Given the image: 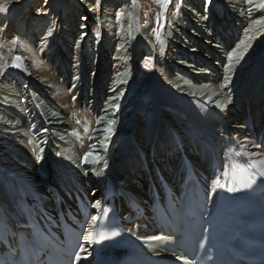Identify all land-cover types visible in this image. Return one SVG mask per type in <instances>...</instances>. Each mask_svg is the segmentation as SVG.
<instances>
[{
	"label": "bare ground",
	"instance_id": "1",
	"mask_svg": "<svg viewBox=\"0 0 264 264\" xmlns=\"http://www.w3.org/2000/svg\"><path fill=\"white\" fill-rule=\"evenodd\" d=\"M39 1L41 0H0V36L5 40L1 44L3 50L0 46V100L6 101L4 105L0 104V158L4 160V152L9 149L11 153L20 151V153L17 152V155L20 156V163L25 165L22 168L20 165V167L14 166L13 164L16 163L17 159L15 162L13 161V164L7 163V166L0 159L1 214L7 218H18L19 213L22 212V205L27 203L37 210L40 217L49 220L55 215L56 207L66 208L69 211L75 210L74 195L78 194L83 204L87 199L92 200L91 212L94 215L91 216L87 227L93 231L92 228L97 220V213L101 206L106 184L114 187L115 195L105 202V206H108L109 203L114 205L115 212L119 215L123 214L120 219L126 224L125 218L135 214L128 206L130 201L140 208L144 206L146 208L148 199L152 197L153 189L161 192L157 171L170 184L171 189L177 188L182 181L184 170L182 155L192 163V170L200 185L206 188L209 186L211 191L215 188L216 180L220 176V167L228 159L233 158L242 164L251 160H264V153L260 150V141L264 138V42L260 52L256 56H252V48L256 46L253 51L255 54L259 48L257 42L261 36L257 39V36L253 35L254 40L248 42L252 46L248 53L251 59L249 66H253L249 67V76L240 97L238 98L241 90L234 97H230L232 99L227 103L226 97L228 98L234 91V87H231L232 83L234 84L233 80L228 81L229 76H226L228 75L227 72H230L228 68L227 72L225 70L220 75V78L223 77L222 79L208 82V86L207 83L204 85L200 83H196L199 85L188 84L191 87L179 84L177 81L174 82L173 75L168 76L162 72L161 68L158 71L155 70V60L151 58V47L156 48L158 44L155 41V35L148 27L153 21L151 20V23L146 21L144 24L141 10L137 8L136 2L133 0L134 18H132L133 21L131 20V34L134 35L132 36L133 42L135 41L137 49L135 50L137 53L136 77L133 81L131 80L128 94L123 95V100L122 98L117 100L119 101L118 105L122 102L121 107L119 106L117 111L114 112V110L112 113L110 104L105 105L102 100L103 93L107 92L99 89L104 84L97 79V74L101 76L100 70L97 68L98 64L90 65V73H87V69L84 74L80 72L82 77L78 75V72L66 73L67 71L55 70L47 64V61L50 60L56 68L61 65L55 60L51 49L44 48L45 45L42 44L35 45L34 42L37 41L35 34L38 33L39 35L44 26V31L49 30L51 23L48 26L47 21L46 24L44 21L41 22L43 19H30L36 21L37 29L28 32L24 29L19 33L20 30L18 29H21L25 19H29L26 15L28 10L25 8L29 7L30 4V6L38 4ZM42 1L45 2V0ZM56 1L58 0L45 2L47 5L44 12L50 10L51 13L47 17L43 15L41 18H47L50 22L56 21L58 24L60 20L57 21L56 17L58 16L53 12L55 6L53 3ZM88 1L90 2V0ZM126 1L123 0L122 3L124 4ZM236 1L238 0H222L221 2L225 7L229 4L230 13L235 14L236 17H239L243 11L246 16L240 18L241 21L243 18L256 13L253 5H251L254 1L239 0L238 2H241L242 5ZM257 1L261 3V0ZM247 7L248 9L252 8L249 15L245 10ZM114 10L116 11V9ZM74 11L77 12L79 9ZM85 11L88 13L87 9ZM7 13L8 15H6ZM130 14H132V10L127 16ZM118 16L121 17L120 14L117 15V18ZM149 16L151 18V15ZM252 18V16L249 18L251 21L247 18L245 23L249 28L253 26ZM88 20L82 21L83 24L87 25L85 30H77L74 27L76 33L83 32L81 40L85 34L87 36L90 34V21ZM249 21L250 23H248ZM263 23L264 20L262 23L260 22V24ZM233 27L234 30L237 29L236 26ZM233 27L231 26L230 32ZM62 31L68 30H64L62 27ZM249 33L250 30H247L244 34L249 35ZM219 37L221 39L223 34ZM79 39L78 35L77 41L74 43H80ZM84 41L83 45L85 44ZM223 43L226 44V42ZM209 47L220 50L215 46L210 45ZM240 47L235 53L241 49ZM13 52L19 55L23 66L30 71L28 73L31 75L25 71L23 77L27 76L25 79L34 82L38 80L36 83L40 84L39 89L43 88L42 94H45L43 96L52 99V103L49 101L46 103L53 105L55 110L48 107L34 110L32 105L38 104L39 100L35 96L26 98L24 95L28 94L27 92L17 96L15 102L10 100L13 92L16 93L13 87L23 81V85L25 84L22 75H20L22 77L20 81L15 83L14 79L16 80L15 77L19 76L21 71L19 70L17 74L15 70L18 68L12 67L14 62L10 66L16 75L9 69L4 71L5 61L9 53ZM46 52L48 53L46 54ZM190 52L193 53L194 51ZM216 58L218 61L219 57ZM223 59L227 58L224 57ZM12 74L15 77L11 76ZM6 76H11L12 82H5ZM94 76L96 77L93 80ZM7 87L14 91L10 93L11 91L6 90ZM95 87L97 88L96 92ZM28 88L30 87L27 86ZM186 90L191 91L186 93ZM120 93L118 97L121 96ZM39 97L44 98L41 95ZM24 100H28L27 105L24 104ZM11 113L18 120L24 119L22 125L28 127H19L20 125L13 122L14 120L11 121V118H7V114L11 115ZM29 113L32 115L40 113V118H37L40 126L34 127L32 123L29 124L26 116ZM109 121H115L110 134L106 131L109 127ZM97 123L100 126L98 129ZM63 130H68L69 135H66ZM100 134L103 135L101 138L105 140V143L92 147L91 141H96ZM106 136L107 139H105ZM46 141L51 144V148L47 146L49 151L45 157L42 155L41 149L46 147ZM54 148H60L59 156L66 158L67 162L61 165L52 159L50 161L51 166L49 164L50 174L48 167V172L39 177L40 174H37V170L45 169L44 162L47 157L49 160V154ZM86 153L93 154L88 157L87 163L84 162ZM95 153L97 155H94ZM98 153L100 154L98 155ZM34 154L40 160L38 163L34 159ZM87 166L94 167L92 173L87 172L85 174L86 169L82 171ZM261 166L264 167V165ZM17 168H20L25 175L34 174L33 178H39V182L27 181L26 177H21L16 173ZM211 177L212 179H210ZM208 179L210 180L208 181ZM262 179L264 180V178ZM39 190L41 191L39 192ZM54 191L57 192V196ZM91 195L93 196L92 199L89 198ZM213 200L214 195L212 194L211 201ZM93 217L96 219L93 220ZM132 227L137 233L142 234L143 239L160 235L148 227L143 217L136 220ZM89 254L90 251L85 246L78 258V264H89Z\"/></svg>",
	"mask_w": 264,
	"mask_h": 264
},
{
	"label": "rangeland",
	"instance_id": "2",
	"mask_svg": "<svg viewBox=\"0 0 264 264\" xmlns=\"http://www.w3.org/2000/svg\"><path fill=\"white\" fill-rule=\"evenodd\" d=\"M122 1L123 0H100V2L98 4L97 0H90V2L88 0H58L55 3H53L55 5L53 12L55 15L58 16V17H56L57 21L60 20V23L57 24L56 21L50 22L49 20H47V18H41L43 15L45 17H47V16H49V13H51L50 10H48L47 12H44V9H45L47 3H45L44 1L41 0V1H39L38 4L33 3L34 4L33 6H30L31 5L30 4L29 7L25 8L28 10L26 15L29 19H25L26 24L25 23L22 24L21 29H18V30H20L19 33H21L24 29L27 32L30 30L35 31L37 29V24H36V21H33V20H36V19H40V20L43 19V20H41V22L44 21L45 24L47 21V23L49 24V25L47 24L48 26H50V23H51L49 30L44 31V27H45L44 26L40 30L39 35H38V33L35 34L36 35L35 40H37V41L34 40L35 41L34 43H35V45H37V44L38 45L42 44L43 46L45 45L44 48H46L48 50L51 49L50 51H52L54 53L55 60L58 61L59 64H61L59 68H56L53 64H51L50 60H48L47 64L52 66L55 70H62L64 72L67 71L66 73H69L70 71L75 72V73L78 72L79 73L78 75L80 77H82L83 76L82 74H84V72H86V69H87V73L91 72L90 65L95 66L98 64L97 68H99V70H100L99 72L101 73V76H98V74H97V79H98V81H100L104 84L103 87L100 86L99 89H100V91L107 92V93H103L102 100H103V103H106L105 102L106 100L110 101L111 98L113 99V100L111 99V102L108 101L109 102L108 104H110V107L112 108V113L116 112L117 109L119 108V106L121 107L122 102L118 105L119 101H117V100H119L121 98L123 100V95L125 93L128 94L129 85L131 83V80L133 81L134 78L136 77L135 68H136L137 53L135 52V50H137V49H136V46L134 43L135 41L133 42L132 36H134V35L131 34V29H132L131 28V20L133 21L132 18H134V15H133L134 14V8H133L134 1L133 0H127L124 4L122 3ZM196 1L197 0H171V3L167 7V11H164L162 9L161 5L156 2V0H135L137 8L141 10L142 19L144 20V24H146V21L148 23L151 20L153 21L152 24H150L148 27L151 29L152 33L155 35L154 38L158 44V46L156 48L151 47V51H152L151 58H153L155 60V66H154L155 70L158 71L161 68L162 72H164L168 76L171 77L173 75L172 78H174V80H173L174 82L177 81V83H179V84L190 86L188 84H191L192 82H195V84H196V83H198V81H201V82H203V85H204V83H205L204 81H208V82L210 81L211 82L213 80H220L219 76L221 74H223L225 72V70L227 72V68H228L230 71L229 73L227 72L228 75H226V76H229L228 81L233 80V82H234V84L232 83V86H231V87H234V89H233L234 91L232 92V94L229 95L228 98L226 97V100L228 103L230 101V99H232L230 97H234V95L238 91L241 90L238 98L240 97V95H241V93L245 87L248 76H249V71H250L249 69L253 66V65L249 66V62L251 61V59L248 56V53L250 51L249 49H251L252 46L250 44H248V42H252L254 40L253 35L257 36V39L259 36H261L259 38V41L257 42L259 48L255 52V54L253 53V51L255 50L254 48H256V46L254 48H252V56H256L257 53L260 52V50L262 48V44L264 42V23L260 24V22L262 23L264 20V7L263 8L261 7L262 0H261V3L257 0H252V1L250 0L251 2L254 1L251 5H253V7L255 9L254 12H256L255 14L257 15L256 16L253 13L252 15L247 17L248 19L251 16L254 18V20L252 18L253 26H251L253 29L251 27L249 28L245 24L246 20H248L246 17L243 18L241 21L240 18H242L245 15L243 13V11L241 12V14H239V17H236L235 14L233 15V13H230L229 4H227V6H226L227 8H226L224 6V4L221 2L222 0H208V1L201 0V2H200V0H198L197 2ZM238 1H236V3ZM238 3L242 5L241 2H238ZM256 7H258V8H256ZM70 8H72V9H70ZM80 8H81V10H80ZM76 9L77 10L79 9V11L75 12L74 10H76ZM86 9L88 10V13H86V11H85ZM114 9H116V11ZM124 9H127V10H124ZM250 9H252V8H250ZM250 9H248V7L245 8V10H247V15L250 14ZM130 10H132V14H130V16L129 15L127 16V14H129ZM243 10H244V8H243ZM102 13L103 14L105 13V14L103 15ZM80 14H81V16H80ZM112 14H115V15L113 16ZM118 14H120L121 17L118 16V18H117ZM6 15H8V13ZM149 15H151V18ZM231 15H233V16H231ZM215 16L216 17L218 16V17L216 18ZM30 19H33V20L31 21ZM87 19H89L88 21H90V34H89V36H87V34H85L84 36L82 35L83 37L81 40V34H83V32L76 33L74 31V27L77 28V30L83 29V26H87V25L83 24L82 21H85ZM235 21H236V23H235ZM250 21L248 23H250ZM107 22H108V24H107ZM232 23H235V24H232ZM255 25H258V26L255 27ZM71 26H72V29H71ZM231 26L232 27L236 26L235 28H237V29L234 30V27H233L232 31L230 32ZM62 27L64 30L67 29L68 31H66V32L62 31ZM255 28H257V29H255ZM247 30H250L249 35L244 34L247 32ZM254 30H256V31H254ZM258 30H259V32H257ZM88 31H89V28H88ZM253 32H255V33H253ZM222 34H223V37L220 39L219 36ZM237 34H238V36H237ZM46 35H47V37H45ZM78 35L80 38L78 41H80V43L78 42V44H76L74 42H76L77 40L72 41V39L75 36L78 37ZM232 35H234V37H232ZM244 36H245V38H243ZM247 36H249V37H247ZM231 37H232V39H231ZM237 37H238V39H237ZM0 38H1L0 39V46H1V44L4 43L5 40L2 39L3 38L2 36H0ZM233 38H235L234 41H233ZM240 38H241V40H240ZM83 41L85 42L84 45H83ZM223 42H226V44H224ZM241 42L244 44H242ZM46 45H48V46H46ZM210 45L215 46V47L219 48L220 50H216L213 47H209ZM74 47H75V49H74ZM195 47H200V49L204 50V52L212 54V56H211L212 62L210 61V62L206 63V65L210 66V69L215 73V75H213L214 73L209 74L208 75L209 78L205 77V76H200L199 74L192 76L196 71L190 70L188 73V71L186 69H184V67L190 68L191 67L190 64L195 59H197L198 56L195 57V56L190 54V53H192L190 51H194ZM239 47L241 49L238 51L240 54L237 52L238 58H235V59L229 61V59H228L229 54L235 52L237 50V48H239ZM1 49L3 50L2 46H1ZM1 49H0V51H1ZM47 53L48 52H46V54ZM133 53H135V54H133ZM16 57H19V55L15 54V52H13L11 54L9 53V55L5 61L6 67L4 69V71H6V69H9V71L14 73V74H15V71H17V74H18L19 70L21 71V73L17 77H15L13 74L11 75V76H14L16 78V80L14 79L15 83L17 81H20V78L23 77V73L25 71H26L25 73H27L28 75H31V74H29L30 71L27 70V67L23 66L22 60H20L18 62L20 64V67H18V70L14 71L11 68L10 65L13 62L17 63ZM216 57H219L218 61H217ZM224 57L227 58V60H226L227 66L228 65H230V66L227 67L226 64L223 62L224 59L222 60V58H224ZM200 60H202V59H200ZM179 63H181V64L179 65ZM217 63H218V67L212 68V67H215V64H217ZM228 63H230V64H228ZM211 65H212V67H211ZM80 72H82V74ZM112 74H115V75H112ZM20 75H22V77H20ZM11 76H9V77L6 76V79H4V81L7 83L12 82L13 79ZM25 78H27V76H24L23 80ZM229 79H231V80H229ZM65 81H66V79H65ZM23 82H20L16 86L13 87V89L15 90V92L17 94L14 93L13 92L14 90L12 91L11 88H9V87L6 88L7 91H9V92L11 91L10 93L13 92V95L11 96L10 100L12 99L15 102L17 100V96L24 95V93L27 92L28 94L24 95L26 98L35 96L39 100L38 104L32 105L33 106L32 108L34 110H36V109L41 110V108H43V107H48V108H52L53 110H55L53 105H49L48 103H46L48 101L52 103V101H51L52 99H50L49 96H48L49 98H46L43 96V95H45V94H42L43 88L39 89L40 84L36 83V82H38V80L36 82H34V81H31L30 79H28V80L25 79L26 85L25 84L23 85ZM85 82H86V80H85ZM208 82H206L207 86H208ZM27 86L30 88L27 89ZM195 87H192V88H195ZM20 89H21V91H20ZM199 89H201V88H199ZM96 90H97V88L95 89V92H96ZM190 91L191 90H186V93H189ZM45 92H47V91L45 90ZM119 93L121 94L122 97L121 96L118 97ZM39 95H41L45 99L40 98ZM114 97L118 98V99H115ZM102 100H101V102H102ZM0 101H2V102H0L1 105H4V102H6L5 100H2V99ZM27 102H28V100H24L25 105H27L26 104ZM114 104H115V106H114ZM105 105H107V104H105ZM38 106H39V108H38ZM115 107H116V109H114ZM18 113H19V111H18ZM39 115H40V113H37L34 115L29 113L28 115H26L28 120H29V124L32 123L34 127L40 126L39 121H37V118H40ZM15 116H17V115H15ZM7 118H11L10 119L11 121L14 120L13 122L20 125L19 127H22V128L28 127V126L22 125V124H24V121H23L24 119L18 120L16 117H14L12 115V113H11V115L7 114ZM97 126H98L97 129H98L100 127L99 123H97ZM63 131L66 133V135H69L68 130H63ZM98 136L99 137L97 138L96 141H94V142L91 141L92 147H96L98 144H99L98 146H100V145H103L105 143V140H102V138H101V137H103V135L100 134ZM46 142H47L46 147L45 148L42 147V149H41L42 155H44L45 157L48 155L47 151H49V148H51V144H49L48 141H46ZM100 142H101V144H100ZM93 143H95V145H93ZM47 146L49 148H47ZM17 152L20 153V151H17ZM17 152L11 153V150L9 149L7 152H4L3 157H5L4 158L5 161L3 160V158H0V159L5 164H7V163L13 164L18 159L16 161V163H14L13 165L14 166L20 165L22 168V166H25V165L20 163V159H19L20 156L17 155ZM59 152H60V148H54L51 150V152L49 154V156H50L49 160L47 157L45 162H44V165H46L45 169H41L42 171L37 170V174H40V175H38L39 177H42V175H44V174H46V172H48V167H49V174H50V166H51L50 161L52 159H55L56 163H59L61 165H64L67 162L66 158H64V157L61 158L59 156ZM99 154L100 153H98V155ZM94 155H97V154L95 153ZM34 156L33 157H34L35 161L38 163L40 161V160H38L39 158H37L35 154H34ZM42 159H44V158H42ZM47 160H48V162H47ZM18 163H20V164H18ZM49 164H50V166H49ZM7 166H8V164H7ZM84 169H86V171H84ZM93 170H94V167L92 168V166H87V168H83L82 171H84V173L87 174V172L92 173ZM16 173H18L21 177L22 176L26 177L27 181L30 180V181H33L35 183L37 181L39 182V178H33L34 174L25 175L22 173L20 168H17ZM31 191H34V190H31ZM40 191L41 190H39V192Z\"/></svg>",
	"mask_w": 264,
	"mask_h": 264
},
{
	"label": "snow or ice",
	"instance_id": "3",
	"mask_svg": "<svg viewBox=\"0 0 264 264\" xmlns=\"http://www.w3.org/2000/svg\"><path fill=\"white\" fill-rule=\"evenodd\" d=\"M47 2V0H45ZM100 0H97V3L99 4ZM157 3H159L164 11H167L168 5L171 3V0H156ZM261 7H264V0H262ZM234 58H238V54L233 52L229 54V61L233 60ZM21 60L20 57H16L17 63H14L13 67H20V64L18 63ZM115 124V121H109V127L106 129V131L110 134L113 130V126ZM108 137L106 136L105 139ZM93 155L92 153H86L84 157V162H88V157ZM98 159V158H97ZM261 165H264V160H251L247 163H244L242 165H239L233 169L232 172V178H231V186L221 185L219 180L216 181L217 187H227V191L229 192H237L241 189H247L251 188V186L256 182L257 177L264 178V167ZM96 218L93 217V220ZM86 241L88 243L98 242V240L105 239V237L100 236L98 239L94 236V233L91 231V229L88 230L87 236L85 237ZM147 241H159L163 239V237L160 236H149L145 238Z\"/></svg>",
	"mask_w": 264,
	"mask_h": 264
},
{
	"label": "built area",
	"instance_id": "4",
	"mask_svg": "<svg viewBox=\"0 0 264 264\" xmlns=\"http://www.w3.org/2000/svg\"><path fill=\"white\" fill-rule=\"evenodd\" d=\"M85 28H86V26L83 27V30H85ZM76 38H77V36L73 37L72 41L77 40Z\"/></svg>",
	"mask_w": 264,
	"mask_h": 264
}]
</instances>
